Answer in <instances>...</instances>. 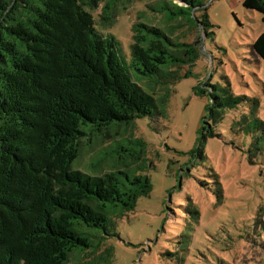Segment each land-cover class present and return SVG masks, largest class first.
<instances>
[{"label": "trees", "instance_id": "16d2710c", "mask_svg": "<svg viewBox=\"0 0 264 264\" xmlns=\"http://www.w3.org/2000/svg\"><path fill=\"white\" fill-rule=\"evenodd\" d=\"M97 2L0 0V264L110 263L111 247L100 252L106 220L131 211L152 184L126 167L95 174L74 169L80 144L92 136L111 139L94 170L116 157L141 160L144 142L125 135L126 128L158 113L155 87L187 76L179 71L194 63L202 39L213 34L207 0H157L147 8L165 27L134 23L125 55L113 35L97 28L88 10ZM242 4L264 15V0ZM114 5L107 0L103 6V25L112 21ZM186 26L201 36L192 42L172 37ZM251 51L264 59V31ZM200 134L188 154L203 160L202 143L215 133L207 124ZM250 152L251 161L264 160V131L253 136ZM236 236L229 237L235 245L244 239Z\"/></svg>", "mask_w": 264, "mask_h": 264}, {"label": "rangeland", "instance_id": "374dc122", "mask_svg": "<svg viewBox=\"0 0 264 264\" xmlns=\"http://www.w3.org/2000/svg\"><path fill=\"white\" fill-rule=\"evenodd\" d=\"M97 1V7L88 8L97 28L113 35L125 55L134 23L165 27L147 8L157 0H114L113 19L106 25L101 12L107 0ZM242 1L207 0L213 34L202 39L194 63L179 71L190 73L157 85L158 113L134 119L125 130L133 141L144 142L141 160L116 157L94 170L111 139L92 136L80 144L74 169L95 174L112 165L126 167L148 175L152 184L131 211L106 220L108 236L100 252L111 247L109 264H264V160L260 155L250 160L252 138L264 131V59L251 51L264 31V15ZM198 35L186 26L172 37L192 42ZM195 86L206 92L196 94ZM213 98L223 101L222 110ZM216 109L222 111L219 121ZM258 123L262 126L255 129ZM207 124L215 134L202 143L204 159L192 158L188 152ZM239 232L244 239L235 245L229 237ZM89 237L96 243L99 232Z\"/></svg>", "mask_w": 264, "mask_h": 264}]
</instances>
